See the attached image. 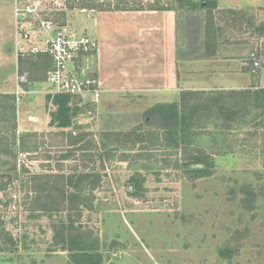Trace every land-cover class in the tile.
I'll return each mask as SVG.
<instances>
[{
    "label": "rangeland",
    "instance_id": "rangeland-1",
    "mask_svg": "<svg viewBox=\"0 0 264 264\" xmlns=\"http://www.w3.org/2000/svg\"><path fill=\"white\" fill-rule=\"evenodd\" d=\"M84 2L144 9L98 10ZM157 4L175 8L164 9L174 12L181 76L173 103L182 92L264 87V0H0V58L12 51L19 74L28 77L21 83L24 121L0 108V264H264V125L251 116L224 132L204 123L188 136V154L202 150L212 159L208 174L196 176L191 168L203 164L183 165V136L174 145L153 113L171 104L156 91L124 86L96 101L71 96L66 127L57 125L54 101L45 106L51 109L46 130L34 129L37 119L26 114L35 99L26 91L35 84L51 97L47 71L28 62L43 53L32 48L51 40L57 26L98 42L91 34L97 12H104L106 27L109 12L131 17L136 29L119 22L126 45L147 24L139 15ZM165 28L153 37H166ZM143 36L140 50L147 54L155 45ZM93 61L99 75V42ZM137 69L145 71L131 68ZM242 185L253 191L249 201Z\"/></svg>",
    "mask_w": 264,
    "mask_h": 264
},
{
    "label": "crops",
    "instance_id": "crops-1",
    "mask_svg": "<svg viewBox=\"0 0 264 264\" xmlns=\"http://www.w3.org/2000/svg\"><path fill=\"white\" fill-rule=\"evenodd\" d=\"M147 12L148 14L139 15V18L147 22L148 25L146 24V26L138 27V32H136L138 35L134 39L136 42H131L126 45L124 44L126 35H122L123 33L119 31L121 29L119 22L120 25H123V27L126 26L127 29L130 26H134V29H136L135 23L137 22L134 23L131 17L121 19L116 14L109 12L112 15L105 16V18L107 17L111 21L112 28L107 26L109 30L102 22L104 16L101 15L104 14V12H97L98 14L94 16V30L93 33L90 32L91 34H96L95 36L98 38L99 42V77L103 87V93H108L112 89H122L124 86H127L129 89L142 88L150 92L153 91V93L157 92L164 97L163 101L165 103L177 102L179 97L178 86L181 76H179L177 69V60H179V58L177 57L176 45L173 43L172 37L174 12L172 10H151ZM116 24L117 26L115 28ZM105 25H107L106 20ZM165 26H167V28H165ZM105 27L108 31L104 32ZM162 27L168 29L167 36L164 38L153 37L155 33L160 32V28L162 29ZM143 32L145 35L148 34L152 36H149V41L152 46L155 45V48L153 47L152 50H148V55L145 51L141 52L142 50H140L141 44L139 40L145 38ZM121 44L124 45L120 47ZM133 53H144V56L132 57ZM0 61L4 63H0V101L2 100L4 104L0 106V108L3 111L5 108L10 112L17 111V119L20 124L21 121H24L23 114L27 110L25 109L24 100L22 98L24 95H21L23 94V87L25 84H20L18 81V62H16L17 59L12 54V51L8 52V54H4L0 58ZM123 63L124 65L122 66ZM134 66H140L145 69V71L139 72L138 69L132 71L131 68ZM246 72H248V69ZM34 87H32L34 90L29 89L26 91L27 95L35 96L34 102L29 104L28 107V109L32 107L30 109L31 112L26 114H28L27 116L32 115L37 119V121L32 124H36V126H32L36 127L34 129L46 130V128L49 127L48 125H50L49 118L51 113L48 110L51 109L46 110L45 106L46 103H50L51 99L40 93L43 89H46L42 84H35ZM16 98L22 100L17 101ZM168 98H170V100Z\"/></svg>",
    "mask_w": 264,
    "mask_h": 264
},
{
    "label": "trees",
    "instance_id": "trees-1",
    "mask_svg": "<svg viewBox=\"0 0 264 264\" xmlns=\"http://www.w3.org/2000/svg\"><path fill=\"white\" fill-rule=\"evenodd\" d=\"M82 4V3H81ZM84 7H93L97 8L98 10H143L142 6H137L133 8H118L117 6L114 8H105L103 6H95L87 5L85 2L82 4ZM71 7V5H69ZM151 10H164V9H172L174 10L172 5L170 6H163L157 4V6L150 5ZM210 21V20H209ZM208 21V22H209ZM212 26V24H207V30ZM212 34L209 33L208 40H212ZM210 45V43H209ZM214 47V45H213ZM212 49V48H211ZM209 50V49H208ZM30 60L29 66L33 67L37 71L38 69L47 71L50 58L47 54H37ZM22 59L19 61V70L25 68L22 66ZM40 67V68H39ZM250 70V69H249ZM251 72V70H250ZM252 73V72H251ZM254 74V73H252ZM31 77V81H32ZM191 100L187 103V100ZM51 101H54L55 104L59 105L58 115L56 118V122H58L59 127H66L71 124L70 118L63 115L64 112L68 111L69 108L66 106L67 103L72 99L71 95L68 94H55L50 97ZM162 108L157 107L153 113H157V115L161 116L160 126L167 132L169 136V140L173 142V144H179L180 137L183 136V143H184V156H183V165L190 166L192 163H202V168H191L196 176H203L208 174V167L212 165V159L209 155L205 154L204 151L198 150V154H188L186 147L190 144V140L188 136L197 135L195 131L198 128H202L205 126L204 123H212L215 129H218L219 132L227 131L231 128L237 127L239 124L246 125L248 121L245 119L251 116L252 120L258 124L264 125V87L255 88L252 90H209L197 93L196 91L190 92H182L180 95L179 104L178 103H171V104H162ZM254 111L252 115L250 112ZM53 118V121L55 119ZM250 119V120H251ZM179 124V128H174V124ZM178 135V138L176 137ZM193 135V136H194ZM177 139H176V138ZM188 138V139H187ZM163 142H167V137L162 139ZM219 145H223L219 141ZM177 147V146H176ZM84 177V175H83ZM76 184L80 185L81 182L78 180ZM76 185L75 187L78 188L79 186ZM242 191H246L247 196L243 199V201L250 200L251 194L253 191L248 188L246 185L241 186ZM50 196V195H49ZM52 201V200H51ZM50 201V202H51ZM49 202V203H50ZM54 206V205H51ZM54 206L52 209H55Z\"/></svg>",
    "mask_w": 264,
    "mask_h": 264
},
{
    "label": "built area",
    "instance_id": "built-area-1",
    "mask_svg": "<svg viewBox=\"0 0 264 264\" xmlns=\"http://www.w3.org/2000/svg\"><path fill=\"white\" fill-rule=\"evenodd\" d=\"M51 23H47V27ZM28 33L27 31L25 36ZM43 44L34 46L32 51L43 52L50 58L46 76L49 82L47 92L51 96L80 95L90 96L94 101L98 100L103 92L93 61L98 55V42L89 38L86 32L78 34L68 25H61L56 27L53 38ZM252 64L250 70L254 73L257 71L258 61L254 59ZM18 81L20 84L27 82L26 73L19 74Z\"/></svg>",
    "mask_w": 264,
    "mask_h": 264
}]
</instances>
